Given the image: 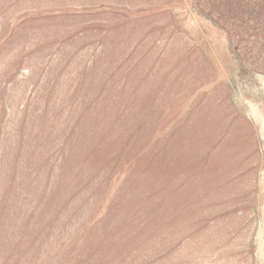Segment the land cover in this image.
Instances as JSON below:
<instances>
[{
	"label": "rangeland",
	"instance_id": "rangeland-1",
	"mask_svg": "<svg viewBox=\"0 0 264 264\" xmlns=\"http://www.w3.org/2000/svg\"><path fill=\"white\" fill-rule=\"evenodd\" d=\"M0 264H264V0H0Z\"/></svg>",
	"mask_w": 264,
	"mask_h": 264
}]
</instances>
